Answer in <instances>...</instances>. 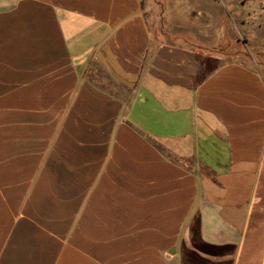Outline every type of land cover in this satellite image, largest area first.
I'll list each match as a JSON object with an SVG mask.
<instances>
[{"label": "crops", "instance_id": "1", "mask_svg": "<svg viewBox=\"0 0 264 264\" xmlns=\"http://www.w3.org/2000/svg\"><path fill=\"white\" fill-rule=\"evenodd\" d=\"M164 11L0 0V264H264V71Z\"/></svg>", "mask_w": 264, "mask_h": 264}, {"label": "rangeland", "instance_id": "2", "mask_svg": "<svg viewBox=\"0 0 264 264\" xmlns=\"http://www.w3.org/2000/svg\"><path fill=\"white\" fill-rule=\"evenodd\" d=\"M143 7L149 8L157 2L163 3L164 16L179 20L175 34H183L191 44H198V31H210L218 23L224 24L229 33L227 17L232 16L237 26L236 37L223 38L217 46L206 47L207 53H215L219 59L200 60L201 68L208 72L226 61H238L264 71V0H141ZM224 1V5L223 2ZM227 7L230 12H227ZM159 11V9H157ZM228 15V16H227ZM149 17V21L153 25ZM153 20V19H152ZM188 26V27H187ZM200 34V33H199ZM256 34V36H255ZM225 40V41H224ZM94 78V77H93ZM99 83L103 88L112 89L114 82ZM105 78V77H104ZM109 86V87H108ZM166 152V151H163Z\"/></svg>", "mask_w": 264, "mask_h": 264}, {"label": "trees", "instance_id": "3", "mask_svg": "<svg viewBox=\"0 0 264 264\" xmlns=\"http://www.w3.org/2000/svg\"><path fill=\"white\" fill-rule=\"evenodd\" d=\"M196 234V233H195ZM194 241V244L195 246L201 248V247H208L207 245H204L202 243L199 242V239L196 238L193 240ZM198 242V243H197ZM186 253V252H185ZM186 256H188L191 260H194L195 262L197 263H200V264H206V262L202 259H200L199 257H197L195 254H192V253H186Z\"/></svg>", "mask_w": 264, "mask_h": 264}]
</instances>
